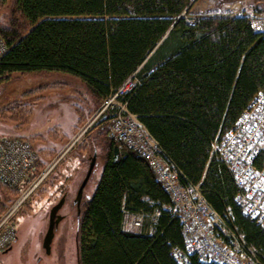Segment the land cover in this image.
<instances>
[{
	"label": "trees",
	"instance_id": "1",
	"mask_svg": "<svg viewBox=\"0 0 264 264\" xmlns=\"http://www.w3.org/2000/svg\"><path fill=\"white\" fill-rule=\"evenodd\" d=\"M196 1L13 0L9 21L0 27L7 47L0 81L13 74L64 75L102 102L135 75L137 84L121 98L129 112L182 181L200 186L206 202L264 264V228L242 214L231 176L212 154V144L248 103L264 95V34L253 33L244 14L188 21ZM109 119L95 125L101 138ZM103 160L93 194L80 209L77 264H178L172 252L184 249L180 225L164 209L170 199L148 164L109 139ZM263 164L261 155L255 166ZM43 169L38 160L34 175ZM19 194L0 186V213ZM155 211L160 215L150 225ZM137 217L142 228H126L127 219ZM189 264L201 263L193 256Z\"/></svg>",
	"mask_w": 264,
	"mask_h": 264
},
{
	"label": "built area",
	"instance_id": "2",
	"mask_svg": "<svg viewBox=\"0 0 264 264\" xmlns=\"http://www.w3.org/2000/svg\"><path fill=\"white\" fill-rule=\"evenodd\" d=\"M248 24L253 33L264 34V17L248 18ZM6 53L7 47L0 37V61ZM136 84L137 79L132 75L107 96L98 111L97 122L110 116V138L143 159L169 197L171 205L164 209L178 221L184 245L182 251L173 250L174 259L178 264H189L193 256L201 264H260L243 237L235 234L226 218L219 216L206 202L200 186L182 181L177 168L163 157L158 143L129 112L121 98ZM212 154L231 176L236 188L235 203L242 214L264 228V164L260 168L255 166L256 160L264 155L263 94H257L232 129L212 144ZM38 160V154L27 140L0 137V186L20 191L14 202L0 213V254L16 241L13 221L16 212L50 171L34 175ZM159 215L160 212L155 211L147 222L154 224ZM129 225L132 230H140L143 219L137 217Z\"/></svg>",
	"mask_w": 264,
	"mask_h": 264
},
{
	"label": "rangeland",
	"instance_id": "3",
	"mask_svg": "<svg viewBox=\"0 0 264 264\" xmlns=\"http://www.w3.org/2000/svg\"><path fill=\"white\" fill-rule=\"evenodd\" d=\"M206 1L197 0L185 19L194 18V13H199L198 4L204 5V2L212 8L210 11L216 10L217 13H211L213 15L264 17V0ZM219 1L227 7L219 5ZM13 7V0H0V27L7 25ZM102 102L78 81L64 75L13 74L0 81V137L26 139L39 153L44 166L41 172L50 170L16 212L13 218L16 241L7 252L0 254V264H77L78 217L73 200L90 159L96 153L94 170L83 190L80 209L93 194L104 161V139L112 140L109 130L101 138L100 131L95 128ZM63 195H66L65 203L58 213L62 220L54 231L50 252L46 254L42 241L49 211ZM132 221L127 219L126 228L130 229Z\"/></svg>",
	"mask_w": 264,
	"mask_h": 264
},
{
	"label": "water",
	"instance_id": "4",
	"mask_svg": "<svg viewBox=\"0 0 264 264\" xmlns=\"http://www.w3.org/2000/svg\"><path fill=\"white\" fill-rule=\"evenodd\" d=\"M102 120H100V121H102ZM117 158H118V149L115 148L114 152H113V160L116 161ZM95 162H96V153H94L90 159L85 177L82 180V182H81V184L77 190L76 196L73 200V205L76 207V212H77L78 218L80 215V202H81V199L83 196V190H84L87 182L89 181L91 174L93 173ZM65 198H66V195H63L60 198V200L58 201V203L55 204L49 211L48 225H47V229H46L43 241H42V247H43L46 254H49V252H50V245H51V242H52V239L54 236V231L56 230L59 222L62 220V217L59 216L58 213L65 203Z\"/></svg>",
	"mask_w": 264,
	"mask_h": 264
},
{
	"label": "crops",
	"instance_id": "5",
	"mask_svg": "<svg viewBox=\"0 0 264 264\" xmlns=\"http://www.w3.org/2000/svg\"><path fill=\"white\" fill-rule=\"evenodd\" d=\"M206 1V0H205ZM207 2V1H206ZM209 3V2H208ZM219 5H222V4H224V3H222L221 1H219ZM196 4V3H195ZM203 4V3H202ZM202 4H198V6H197V10L199 11V13H197V12H195L194 13V15H204V14H211V13H217L216 12V10H212V11H210L212 8L210 7V6H208L209 4H207V3H205L204 2V5H202ZM215 6L214 7H216V4H214ZM225 5V4H224ZM227 5V4H226ZM224 6V8L225 7H227V6ZM207 8V9H206ZM223 8V9H224ZM229 9L230 8H228V10H227V12L229 11ZM234 16H236V15H234ZM133 222V221H132Z\"/></svg>",
	"mask_w": 264,
	"mask_h": 264
}]
</instances>
